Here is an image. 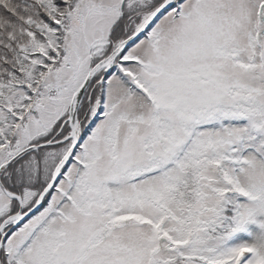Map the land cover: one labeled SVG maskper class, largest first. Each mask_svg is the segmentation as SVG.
<instances>
[{
  "label": "snow or ice",
  "instance_id": "obj_1",
  "mask_svg": "<svg viewBox=\"0 0 264 264\" xmlns=\"http://www.w3.org/2000/svg\"><path fill=\"white\" fill-rule=\"evenodd\" d=\"M0 264H264V0H0Z\"/></svg>",
  "mask_w": 264,
  "mask_h": 264
}]
</instances>
